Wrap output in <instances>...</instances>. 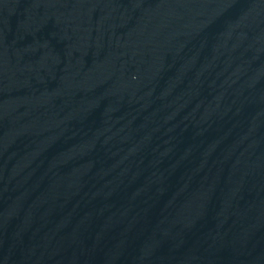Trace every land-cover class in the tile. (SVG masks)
<instances>
[{
  "label": "water",
  "instance_id": "water-1",
  "mask_svg": "<svg viewBox=\"0 0 264 264\" xmlns=\"http://www.w3.org/2000/svg\"><path fill=\"white\" fill-rule=\"evenodd\" d=\"M0 264H264V0H0Z\"/></svg>",
  "mask_w": 264,
  "mask_h": 264
}]
</instances>
